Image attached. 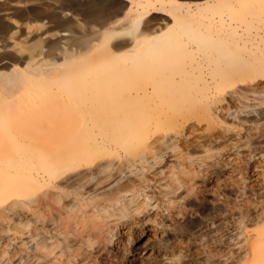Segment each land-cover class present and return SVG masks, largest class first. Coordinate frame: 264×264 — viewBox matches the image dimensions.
I'll list each match as a JSON object with an SVG mask.
<instances>
[{"label": "rangeland", "instance_id": "374dc122", "mask_svg": "<svg viewBox=\"0 0 264 264\" xmlns=\"http://www.w3.org/2000/svg\"><path fill=\"white\" fill-rule=\"evenodd\" d=\"M57 259L264 264V0H0V264Z\"/></svg>", "mask_w": 264, "mask_h": 264}, {"label": "bare ground", "instance_id": "6f19581e", "mask_svg": "<svg viewBox=\"0 0 264 264\" xmlns=\"http://www.w3.org/2000/svg\"><path fill=\"white\" fill-rule=\"evenodd\" d=\"M146 5H149V2ZM62 33L64 34L65 32L63 31ZM162 44L164 43L161 42V45ZM240 50H234L232 51V54L231 53L222 54L221 62L223 63L224 67L219 68L216 71H214V75H219V82L217 84H219L220 82L221 84L222 83L229 84L231 82L240 80L243 76L250 77L251 75L249 74L254 73V67L248 63H244L243 58L241 57V54H240ZM181 57H182V53L178 54L176 58L173 59L174 62L175 63L177 62V64H180V62L183 61L181 60ZM167 61L170 62V60H167ZM180 66H181L180 69L172 71V70H167L169 67L168 64L165 67H163L161 64V85L163 86L166 85L168 86V88L173 89L176 86L173 84V80H175L177 76L179 75L181 76L182 73H185V75L189 74L188 71H185L187 70V67H183L182 65ZM250 78H253V77H250ZM108 87L115 90V87L114 85H112V83L108 84ZM97 89L102 90L100 87H98ZM187 98L188 96L186 94L185 96L181 94L180 100L183 101L184 99H187ZM116 104L117 103L115 102L111 104L110 112L112 114L117 109ZM170 106H172V104H170ZM101 120L107 123L111 121V117L103 114L101 116ZM123 121L125 123L132 124L133 122L132 115L123 118ZM60 142L64 143V141H60ZM51 264H69V263H65L62 259H57L54 262L52 261Z\"/></svg>", "mask_w": 264, "mask_h": 264}]
</instances>
